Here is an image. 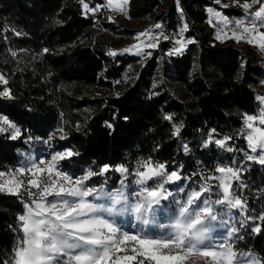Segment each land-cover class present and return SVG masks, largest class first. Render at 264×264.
I'll use <instances>...</instances> for the list:
<instances>
[{"label":"trees","instance_id":"1","mask_svg":"<svg viewBox=\"0 0 264 264\" xmlns=\"http://www.w3.org/2000/svg\"><path fill=\"white\" fill-rule=\"evenodd\" d=\"M85 2L90 8L105 4ZM160 3L130 0L129 14L133 18L154 14ZM181 5L188 22L207 20L206 0H182ZM95 25V16L85 15L79 0H0V75L7 81L0 82V91L7 88L12 96L0 97V115L8 116L22 132L15 140L0 132V172L20 162L29 137L47 139L60 126L66 138L59 141V148L78 153L66 168L78 175L85 169L98 172L103 165L132 169L148 158L176 167L194 183H203L217 166L239 169L233 190L246 202L247 214L233 212V222H240L234 248L252 253L264 264V222L258 219L264 214V165L244 159L250 151L239 134L244 113L260 110L256 86L263 68L247 62L242 69L232 47H202L195 57V43L189 44L164 65L185 100L167 92L149 97L145 89L155 59L133 86L119 85L129 61L109 55L110 46L94 36ZM196 33L212 34L207 26H194L190 34ZM96 91L100 93L91 94ZM173 125H182L178 136L173 135ZM208 136L232 137L228 146L233 150L215 144L204 147ZM105 177L112 179L113 187L120 179L114 171ZM22 199L26 201L22 194L0 192V262L12 259L22 235L16 231ZM257 225L260 233L251 230Z\"/></svg>","mask_w":264,"mask_h":264},{"label":"snow or ice","instance_id":"2","mask_svg":"<svg viewBox=\"0 0 264 264\" xmlns=\"http://www.w3.org/2000/svg\"><path fill=\"white\" fill-rule=\"evenodd\" d=\"M79 2L85 15L100 10L99 6L90 8L85 0ZM129 3L130 0H121L113 10L126 13ZM113 4L114 0H108L106 7H113ZM253 4L259 7L250 14L247 25L243 20L234 22L242 32L233 31L229 37L221 29L216 40H243L247 35L251 37L248 43L259 41V47L264 49V32L258 31L259 27H264V0H252L251 3L245 0L240 6L250 9ZM214 15L225 27L230 23L218 12ZM154 27L160 29L162 25L157 23ZM187 30L185 23L181 32ZM142 36H146L148 42L140 41ZM161 37L169 39L163 32L155 36L152 30L142 32L136 37L140 42L123 51L135 49V55L145 54L143 49L158 47ZM195 42L181 36L175 41L177 46L173 52L180 54ZM47 51L44 49L45 53ZM109 55L115 56L117 52L110 50ZM0 82L7 83L2 75ZM0 97L11 99L10 90L0 91ZM257 100L259 113H244L239 134L243 135L248 150L256 154L248 155L247 159L264 165V95L258 96ZM164 119L171 121L172 117L165 116ZM173 128V135L178 136L182 125H173ZM10 130L13 140L22 135L21 129L8 116L0 115V132ZM59 131L63 132V129ZM60 138L66 137L61 135ZM232 139L230 136L216 139L208 136L204 147L215 144L218 148L227 146L226 150L232 151L228 146ZM43 142L48 144L49 140ZM183 150L188 151L187 145ZM74 155L78 153L57 151L48 160L41 159L17 168L10 174V179L0 183V192L20 196L23 190L28 197L27 201L21 200L23 212L17 216L19 227L16 231L22 235L13 249L12 259L0 264H186L189 260L192 264H197L198 260L203 264H262L252 253L237 252L234 248V238L239 239L237 224L240 222H233L231 214L234 211L241 216L247 214L246 202L233 190V183L240 179L238 169L217 166L215 172L219 175L203 177V183L193 187L185 183L189 178L175 168L170 169L166 163H154L148 158L138 161L132 169L124 164L103 165L98 172L89 169L74 179L59 170L60 162ZM112 171L121 176L118 188H109L106 180L89 183L93 177H104ZM5 175L0 172V178ZM17 176L28 179L25 182ZM213 180L217 182L215 186L210 183ZM124 214L134 217L140 225L137 231H126L117 223L115 217ZM161 215L168 218L167 223L159 222ZM258 219L264 222V214ZM143 226H154L168 234L150 235ZM251 230L260 233L262 229L257 225Z\"/></svg>","mask_w":264,"mask_h":264},{"label":"rangeland","instance_id":"3","mask_svg":"<svg viewBox=\"0 0 264 264\" xmlns=\"http://www.w3.org/2000/svg\"><path fill=\"white\" fill-rule=\"evenodd\" d=\"M182 0H160V5L155 8L154 14L147 15L142 18H133L129 14V4L126 6V13L113 10L116 4L120 3L121 0H114L113 7H106L108 0H105L104 6H99L100 10L96 11L95 14L88 12L87 14H93L96 19V25L93 29L94 36L103 40L110 46V50L117 52V55L123 57L125 60H128V64L125 66L123 72L121 73L120 79L117 83L123 87H131L141 79L144 69L147 67L148 62L152 59H155L157 64L151 74L148 77L149 86L145 89L147 96L152 97L158 95L161 92L170 93L176 98L185 100L183 96L182 89L180 84L175 82L170 77V73L164 71V65L170 63V56L176 55L173 50L177 46L175 41L180 39L183 36L185 39H194L196 52L194 54L197 57L199 50L202 47H232L238 51L239 57L242 61L241 68H245V64L250 62L252 65H259L263 68L261 71V76L258 78L257 89L260 91V95H264V49L259 47V41L255 44L248 43V39L251 37L245 35V39L236 40L232 38H227L223 42L216 40V34L218 31L223 29L228 33V36L231 37L233 31L242 32V28H237L235 21L243 20L245 25L248 24L250 19V14L254 13L259 5L253 4L250 9H244L242 5L245 0H220L217 3V0H206L209 2V7L206 10L207 20L204 23L198 22H188L182 14ZM251 3L252 0H249ZM211 10V11H210ZM219 13L220 17H226L230 22L227 27L218 22V17L214 13ZM111 18V20L109 19ZM211 21V23H210ZM159 23L162 25L160 29H156L154 26ZM187 23L188 30L186 32H181L183 25ZM194 26H207L211 30V35L208 34H190L194 31ZM152 30L153 36L155 34L163 32L164 35L168 36V40H164L163 37L159 40V46L156 48H144L143 52L145 54L135 55V49L132 52H124L125 48H131L132 45L139 43L140 41L148 42L146 36L140 37V41L136 39L137 35ZM259 32H264V27L258 28ZM189 46V45H188ZM187 46V47H188ZM186 47V48H187ZM185 48V49H186ZM184 49V50H185ZM183 50V51H184ZM150 53V55H147ZM196 66V63H194ZM99 91L91 92L92 95H98ZM112 94L117 95V92ZM260 111V110H259ZM259 113V112H258ZM260 126V125H257ZM63 129L62 126L58 127L53 131L52 136L44 140L35 141L27 140V148L21 152L20 162L14 167L9 168L3 172L6 175L3 178H0V183H3L5 180L10 179V174L14 173L15 170L19 167H25L30 162H38V160H48L52 154H55L57 151L71 150L69 147L59 148L60 136H65V132H60L59 130ZM11 138V130L8 132H3ZM49 140L48 144H45L43 141ZM248 155H256L255 153H247L244 155V159H247ZM71 159V158H70ZM70 159L61 161L59 164V170L68 173L74 179L82 176L89 169H85L82 174H74L72 170L67 169L65 163ZM255 162V161H254ZM257 163V162H256ZM259 164V163H258ZM225 167H229L226 166ZM175 168L178 172L179 169ZM239 170V169H238ZM117 173V172H115ZM119 174V173H117ZM120 175V174H119ZM213 175H219V173L214 172ZM212 175V176H213ZM17 179H24L27 181L28 177H16ZM121 179V176H120ZM119 179V181H120ZM132 178L129 177V180ZM107 181L109 188H118L119 181L117 186H112V179L109 177H93L89 182L91 184H97L98 182ZM186 184H191L195 187L199 183H194L191 180L187 179ZM210 183L215 186L217 183L215 180L210 181ZM36 191V189H32ZM213 191H217L214 187ZM7 193V192H3ZM21 194L25 196L26 201L28 200L27 194L22 190ZM215 196L213 195V199ZM52 198L49 197V200ZM233 215V213L231 214ZM117 223L126 231L135 232L139 229L140 225L137 224L134 217L124 214L123 216L115 217ZM227 219V217H225ZM158 220L160 223H167L168 218L166 216H159ZM146 228L150 235H160L167 236V231H162L161 229L154 226H143ZM215 235V234H214ZM131 254V252H129ZM135 264V262H133ZM186 264H192V261L189 260ZM197 264H203L202 261H197Z\"/></svg>","mask_w":264,"mask_h":264}]
</instances>
